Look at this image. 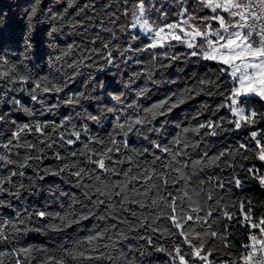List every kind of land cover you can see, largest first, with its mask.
Wrapping results in <instances>:
<instances>
[{
  "label": "trees",
  "instance_id": "1",
  "mask_svg": "<svg viewBox=\"0 0 264 264\" xmlns=\"http://www.w3.org/2000/svg\"><path fill=\"white\" fill-rule=\"evenodd\" d=\"M144 2L146 9L144 18L150 24H160L165 22L162 12L168 14L170 21L178 19L182 0H144ZM135 3L136 0H0V57L7 58L10 65L15 64L20 75H28L30 78L28 84L19 82L13 84L0 79V115L5 118L0 120V155H9L3 145L17 127L36 121L52 120L57 124L64 123V127L59 128L60 133L67 137L72 131L79 132L81 140L85 142L88 137L107 140L110 134L116 135L117 140L124 139L122 135L117 134L119 132L115 128L117 120L124 123L126 118L139 113L142 108L158 103L173 92H183L185 88L196 89L191 99H187L167 116L157 117L144 128L137 126L139 131L133 129L127 136V147H121L118 155L121 159H126L134 156L137 151L150 147L149 141L170 144L177 138L181 141L178 145L180 148H184L185 143L192 145L184 149L187 155L181 158L185 160L199 159L204 151H207L209 157L224 152V156L207 167L193 169L189 163V166L183 169L185 174L190 176L187 184L184 180H180L175 188L170 190L182 195V192L177 190L184 188L202 209L213 210L208 222L218 234L226 232L229 247H224L222 239H215L213 245L214 238L207 236L202 238L205 247L211 246L213 257L210 258L213 262L225 264V261L234 260L237 264L241 261L240 255L244 252L242 245L249 242L248 237L252 233L258 232V229L250 228L244 221V216L250 211L254 222L264 218V191L260 187L259 180L255 178L256 174H263V166L256 158V153L244 149L237 152L236 149L242 143L254 144L250 133L253 130L264 132V120L239 130L220 132L216 129L220 132L217 136L205 135L206 129H201L199 135L193 131L200 123L209 120L220 123L225 129L233 127L226 123L228 120H233L228 107H219L221 104L227 105L225 96L233 86L232 81L220 77L217 81L218 88L199 91L197 81L216 78L219 66L193 57L184 59L182 54L190 50L180 44L170 50L165 48L144 52L126 51L129 47L145 48L150 42L149 35H145L139 28L132 30V25L137 19ZM183 3L186 7H192L195 0H183ZM69 4L73 6L69 7ZM207 11L205 9L199 15H204ZM54 27L59 30L53 32ZM105 44L108 45L107 49L104 48ZM109 50L112 51L117 67L109 65L104 59ZM121 51L124 52L123 56L119 54ZM153 51L157 53L167 51L169 55L180 54L181 58L172 61L158 56L154 59ZM87 54H91L92 59H83ZM127 57L131 59H126ZM82 59L83 63H78ZM149 72L154 74V79L160 81L158 84L154 85L147 80ZM70 75L73 78L68 80ZM42 76H48L57 82L67 80L65 93L82 94L80 103L61 104L49 112L44 110L43 105L31 101L28 90L33 87V81ZM144 87L148 88L145 96L137 97V92ZM39 91L37 89V92ZM207 91H211L212 95L206 94ZM63 96L64 93L59 97L55 94L41 93V98L49 105L59 102ZM113 96H120L121 102L117 103L112 99ZM16 100L21 104H15ZM242 101L241 106L251 108L258 113L264 112V101L260 98L248 97L243 98ZM129 104H136L138 107L133 109L128 107ZM91 117L96 119L93 120ZM37 135L22 133L21 142L36 143ZM38 146L43 147V145ZM80 146L77 142L76 147ZM92 147L99 146L92 145ZM60 151L63 154L64 149ZM17 152L20 153L19 156L15 155ZM25 154H27L25 149L13 148L11 158L20 160ZM245 156L248 158L245 159ZM79 159L83 160V157ZM136 159L150 161L152 157L145 154ZM65 162L55 159L51 151L46 150V158L39 161L31 160L30 168L19 169L25 172V176L12 177L13 184L19 191V197L0 193V201L4 202L0 204V224L7 225L4 231L9 236L7 241H0V251L13 253L4 258L5 264H15L18 257L22 259V254L16 250L29 246L47 249V252L33 251L31 254L33 258L29 264H41L48 255L59 258L63 255L64 248H71L94 231H99L106 224L111 223V221L95 219L91 222L81 221L80 224L62 232L46 229L42 232L17 233L12 230V223H17L18 227L23 228V225L18 224V217L26 219L28 214L36 210L51 213L87 210L82 207V203L86 204L87 201H84L80 189L69 183L71 177L62 173L58 176L44 175L43 179H38L34 171V169L42 170L44 167L55 170ZM159 163L157 161V165ZM127 167L126 163L120 165V168ZM249 168L259 172L250 174L247 172ZM10 170H16L15 166H0V178L7 177ZM168 171L173 176L179 175L171 172L170 169ZM234 176L241 179L239 187L235 186L234 182H228ZM113 179L117 178L113 177ZM218 181H223L225 186L216 187ZM21 184L24 185L23 188L19 187ZM6 187L11 189L12 185ZM209 190L212 191L211 200L206 196ZM177 203L179 204L180 201L178 200ZM188 203L185 198L183 206L187 208ZM224 213L230 214L232 218L228 219ZM199 214L203 216L204 211ZM192 215L195 216L196 213ZM129 220L131 228L129 224H118L115 229L109 228L107 236L112 237L111 241H107L106 237L109 246L102 247L91 260L84 261L83 264H130V262L131 264H175L168 253L173 245L182 239L181 237L169 238L166 235L161 236L159 232L136 230L135 219L129 217ZM213 220L215 223H212ZM33 221L40 223L28 222L29 228L39 227L48 222L46 218L42 220L35 216ZM157 225L167 226V222L161 218L157 221ZM195 231H201L200 227L195 226ZM141 232L145 236L151 235L153 245L166 251H157L156 247L137 239ZM182 247L186 248V246ZM142 249L146 254L141 255ZM65 259L70 264H80V261H72L68 257Z\"/></svg>",
  "mask_w": 264,
  "mask_h": 264
},
{
  "label": "snow or ice",
  "instance_id": "2",
  "mask_svg": "<svg viewBox=\"0 0 264 264\" xmlns=\"http://www.w3.org/2000/svg\"><path fill=\"white\" fill-rule=\"evenodd\" d=\"M68 6L72 7L73 5L69 4ZM134 8L137 19L132 27L135 28L136 24H139L144 33L150 36V42L145 48L133 49L129 47L126 51L144 52L165 48L170 50L180 44L190 50L182 54L184 59L193 57L213 62L219 66L216 78H205L197 81L199 91L218 88L217 81L220 77L232 81L233 86L225 96L227 105L221 104L219 107L227 106L231 115L236 118L226 121L233 127L225 129L220 123L209 120L206 123H200L193 131L199 135L201 129H206L205 135L217 136L222 131L247 128L254 126L260 120H264V112L246 110L241 106L243 101L240 99L242 96L251 95L264 100V0H195L192 7H186L182 0L178 19L170 21L168 14L162 12L161 15L165 22L160 24H150L144 18L146 11L144 0H136ZM205 9L208 10L207 13L199 15ZM58 30V28H52L53 32ZM132 38L135 39V37ZM104 48L107 49L108 45L105 44ZM119 54L123 56L124 52L121 51ZM158 56L172 61L181 58L180 54L169 55L167 51L163 53L153 51V58ZM83 59H92V55L87 54ZM83 59L78 63H83ZM104 59L109 65L118 66L111 50L106 52ZM126 59H131V57ZM161 66L167 67V65ZM69 67H76V65H69ZM153 76L154 74L149 72L147 80L154 85L158 84L160 81L154 79ZM72 78L70 75L68 80ZM0 79L13 84L17 82L28 84L30 78L28 75H20L15 64L10 65L7 58L0 57ZM67 86V80L57 82L48 76H42L33 81V87L28 91L31 101L43 105L44 110L51 112L61 104L77 105L80 103L82 94L65 93ZM37 89L40 91L37 92ZM147 91V87L141 88L137 92V97H144ZM194 91L196 89L185 88L183 92H173L158 103L142 108L139 113L126 118L124 123L117 120L115 128L119 130L117 134L124 137L121 140H117L116 135L110 134L107 140L88 137L87 142H85L81 140V134L76 131H72L66 137L65 134L59 132V128L64 127V123L57 124L52 120L24 123L11 133L3 145L8 150L9 155H0V162H2L0 166L13 165L16 170H10L7 177L0 178V193L19 197V191L13 184L12 177L25 176V172L19 169L30 168L29 162L31 160L39 161L46 158V150H50L55 159L66 162L55 170L48 167H44L42 170L34 169L37 178L43 179L44 175L58 176L63 173L72 178L69 183L80 189L84 201H87L86 204L82 203V207L86 208V211L72 212L69 210L63 213H51L36 210L28 214L26 219L18 217V224L23 225V228L18 227L17 223H12L11 228L14 232H42L46 229L62 232L80 224L81 221L91 222L92 219L111 221L99 231H94L88 235L85 240L77 242L71 248H64L61 257L48 255L41 264H70L65 257L72 261H80V264L91 260L102 247L107 248L109 246L106 242V237L107 241L112 239L111 236H107L109 228L115 229L118 224H129L130 228L132 227L129 217L135 219L136 230L159 232L161 236L166 235L169 238L175 236L182 238L173 245L172 250L168 253L172 256L175 264H197V262L199 264H213V260L209 259L213 257L211 246L205 247L202 239L206 236L214 238L213 245L215 239H222L224 247H229L226 232L218 234L217 230L212 229V224L208 222L213 215V210L202 209L184 188L177 190L182 192V195H177L176 191L170 190L174 189L180 180H184L187 184L190 176L185 174L183 169L187 168L189 163L193 169L207 167L224 156V152L209 157L207 151H204L199 159L191 160L189 158V160H185L181 158L187 155L184 149L192 145L185 143L184 148H180L178 145L181 141L177 138L170 144L158 143L155 140L149 141L150 147L137 151L134 156H129L126 159H121L118 155L121 147H127V136L133 129L139 131L137 126L144 128L157 117L167 116L173 109L184 104L187 99H191ZM41 93L55 94L57 97L64 93V96L59 99V102L49 105L45 99L41 98ZM206 94L212 95V92L207 91ZM112 99L117 103L121 102L120 96H113ZM15 104L20 105L21 102L16 100ZM128 107L135 109L138 105L129 104ZM4 119V116L0 115V120ZM91 119L95 120L96 117H91ZM216 129H219L220 132ZM22 133L38 134L37 142H21ZM85 135H87L86 132ZM250 136L254 144L242 143L236 151L239 152L240 149H244L255 152L256 158L264 161V132L253 130ZM77 142L81 145L79 148L76 147ZM38 145H43V147ZM92 145L99 147H92ZM13 148L25 149L27 154L20 160L12 159ZM60 149H64L63 154ZM145 154L152 159L150 161L136 159V157H143ZM15 155L19 156L20 153L17 152ZM80 157H83V160H80ZM244 158L247 159L248 157L245 156ZM157 161L160 162L159 165H157ZM125 163L128 167L120 168V165ZM169 169L171 172L179 173V175H171ZM247 172L256 174L259 170L249 168ZM113 177L117 179H113ZM255 178L264 185V175L256 174ZM228 182H234L237 187L241 185V179L235 176ZM6 185H12L11 189ZM224 186L223 181H218L216 185L220 188ZM19 187L23 188L24 185L21 184ZM206 196L208 200H211L212 191H207ZM185 198L189 201L187 208L183 206ZM178 200L180 201L179 204L177 203ZM2 203L4 202L0 201V204ZM144 209L148 211H141ZM201 211H204L203 216L199 214ZM192 213H196V215L193 216ZM224 215L228 216V219L232 218L228 213H224ZM33 216L40 217L42 220L46 218L48 222L39 227L29 228L28 222L40 223L33 221ZM161 218L167 222V226L157 225V221ZM190 221L192 223H189ZM244 221L251 229H258V232L252 233L248 237L249 242L242 245L244 252L240 255V260L242 264H264V218L254 222L249 211V214L244 216ZM212 223H215V220ZM195 226H199L201 231L196 232ZM5 227H7L6 224H0V241L9 239V236L5 234ZM137 239L144 240L147 245L156 247L157 251H166V249L153 245L151 235L145 236L141 232ZM182 246H186V248ZM16 251L22 254L23 258L18 257L15 264H29L33 258L31 255L33 251L47 252V249L29 246ZM12 254L9 251H0V264H5L4 258ZM100 254L103 255V253ZM144 254L146 251L142 249L141 255ZM225 264H236V262L228 260L225 261Z\"/></svg>",
  "mask_w": 264,
  "mask_h": 264
},
{
  "label": "built area",
  "instance_id": "3",
  "mask_svg": "<svg viewBox=\"0 0 264 264\" xmlns=\"http://www.w3.org/2000/svg\"><path fill=\"white\" fill-rule=\"evenodd\" d=\"M138 28V25L136 24V27L135 28H133L132 30H135V29H137ZM148 39L150 40V36L148 37ZM246 110H253V109H251V108H248V107H244ZM232 116V115H231ZM232 118L233 119H236L235 117H233L232 116ZM258 139V138H257ZM260 162H261V164H262V166H263V174L262 175H264V161H261V160H259ZM260 187H261V189L264 191V185H262L261 183H260ZM210 260H211V258H209ZM198 264H199V262H198ZM213 264H223V263H217V262H213ZM237 264H242V262L240 261L239 263H237Z\"/></svg>",
  "mask_w": 264,
  "mask_h": 264
},
{
  "label": "rangeland",
  "instance_id": "4",
  "mask_svg": "<svg viewBox=\"0 0 264 264\" xmlns=\"http://www.w3.org/2000/svg\"><path fill=\"white\" fill-rule=\"evenodd\" d=\"M138 25V28L144 33V31L141 29V27H140V25L139 24H137ZM145 34V33H144ZM146 35V34H145ZM248 97H256V96H251V95H249V96H246V97H244V96H242V97H240V99L242 100L243 98H248ZM259 98V97H258ZM264 101V100H263Z\"/></svg>",
  "mask_w": 264,
  "mask_h": 264
}]
</instances>
